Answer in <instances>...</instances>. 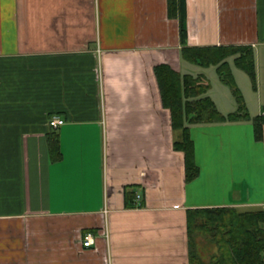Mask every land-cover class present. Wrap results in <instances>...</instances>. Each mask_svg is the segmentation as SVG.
Returning a JSON list of instances; mask_svg holds the SVG:
<instances>
[{
    "label": "crops",
    "instance_id": "0c3cea01",
    "mask_svg": "<svg viewBox=\"0 0 264 264\" xmlns=\"http://www.w3.org/2000/svg\"><path fill=\"white\" fill-rule=\"evenodd\" d=\"M184 3L182 43L168 0H0V264H189V212H264V129L190 127L200 174L186 183L156 79L211 71L184 49L250 48L245 109L263 116L264 0Z\"/></svg>",
    "mask_w": 264,
    "mask_h": 264
},
{
    "label": "trees",
    "instance_id": "16d2710c",
    "mask_svg": "<svg viewBox=\"0 0 264 264\" xmlns=\"http://www.w3.org/2000/svg\"><path fill=\"white\" fill-rule=\"evenodd\" d=\"M184 0H168L169 17L175 18L181 10L180 37L186 40ZM181 58L203 69L215 68L222 83L228 86L238 106L235 113L219 112L208 96L211 87L204 76H181L169 66L156 69V79L163 107L171 113L172 129L178 135L173 144L175 152L185 160L186 183L199 177L195 163L194 144L190 127L252 123L256 142L263 140L264 115L251 118L232 75L233 68L248 78L256 90L255 55L250 48L184 49ZM47 147L53 163L62 160L58 137L51 134ZM264 212L239 213L234 209L196 210L188 213L189 264H264ZM201 238L215 250L208 263L197 254L196 240Z\"/></svg>",
    "mask_w": 264,
    "mask_h": 264
},
{
    "label": "rangeland",
    "instance_id": "374dc122",
    "mask_svg": "<svg viewBox=\"0 0 264 264\" xmlns=\"http://www.w3.org/2000/svg\"><path fill=\"white\" fill-rule=\"evenodd\" d=\"M210 70L211 71H209V72L204 71V72H206V73H204V76L207 79V83L211 87V90H210L211 93L210 94H211L212 99H214V101L217 103L219 109L222 110L223 112L225 111V109H227L226 111H235L236 110V99L234 98L231 89L228 86H226L224 83H222V81L218 77L216 71H214L213 67H211ZM232 75L235 76V78H236V81L238 83L237 87H239L242 90V94H243L242 97H243V99H245L244 101L246 102L247 105H249L251 108H253L252 99L254 100V98L252 95H250L252 93H248L249 91H246V88H244V84L245 85L247 84L249 90H251V84H250L248 78L242 72L235 71L234 68H233ZM245 102H244V104H245ZM223 106H227V107L223 108ZM255 115H256L255 113L250 114L251 117H255ZM207 197H209V196H207ZM199 244H201V246H202L201 247L202 248L201 249L202 254L200 253L202 259L204 261H208L212 250H213L212 255L214 254V252H215L214 249L209 247L206 244V242L203 241L201 238H199ZM202 255H204V256H202Z\"/></svg>",
    "mask_w": 264,
    "mask_h": 264
},
{
    "label": "built area",
    "instance_id": "2783aa9c",
    "mask_svg": "<svg viewBox=\"0 0 264 264\" xmlns=\"http://www.w3.org/2000/svg\"><path fill=\"white\" fill-rule=\"evenodd\" d=\"M63 125H64V122L58 118H53L51 122L49 123V126L52 130H57ZM93 244H94V237L91 234H86L83 237V242H82L83 248L85 249L92 248Z\"/></svg>",
    "mask_w": 264,
    "mask_h": 264
}]
</instances>
